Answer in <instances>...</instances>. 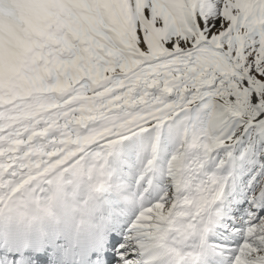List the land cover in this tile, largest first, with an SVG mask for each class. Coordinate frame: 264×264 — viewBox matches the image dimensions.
<instances>
[{
    "label": "snow or ice",
    "instance_id": "snow-or-ice-1",
    "mask_svg": "<svg viewBox=\"0 0 264 264\" xmlns=\"http://www.w3.org/2000/svg\"><path fill=\"white\" fill-rule=\"evenodd\" d=\"M68 184L117 264H264V0H0V212Z\"/></svg>",
    "mask_w": 264,
    "mask_h": 264
},
{
    "label": "bare ground",
    "instance_id": "bare-ground-1",
    "mask_svg": "<svg viewBox=\"0 0 264 264\" xmlns=\"http://www.w3.org/2000/svg\"><path fill=\"white\" fill-rule=\"evenodd\" d=\"M106 198L89 199L87 187L65 185L63 190L44 191L39 205L28 202L0 212V226L6 214L12 213L27 216L31 221L35 236V248L38 249L25 257L20 264H54L60 251L53 249L51 239L57 238L56 244L61 245V234L67 229L79 230L102 237L108 253L104 264H117L120 260L119 247L111 252L112 237L121 236L123 218L117 216L104 201ZM50 205V210H46ZM6 258L5 242L0 234V262ZM113 260V261H112Z\"/></svg>",
    "mask_w": 264,
    "mask_h": 264
},
{
    "label": "rangeland",
    "instance_id": "rangeland-1",
    "mask_svg": "<svg viewBox=\"0 0 264 264\" xmlns=\"http://www.w3.org/2000/svg\"><path fill=\"white\" fill-rule=\"evenodd\" d=\"M117 248H118V247H117ZM117 248L114 249V248L111 246V252L114 251V250H116ZM112 261H113V260H112Z\"/></svg>",
    "mask_w": 264,
    "mask_h": 264
}]
</instances>
